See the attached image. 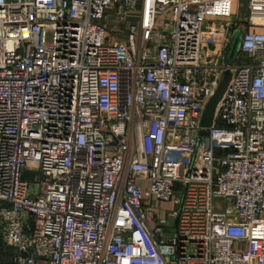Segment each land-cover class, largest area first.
<instances>
[{
    "label": "built area",
    "instance_id": "built-area-1",
    "mask_svg": "<svg viewBox=\"0 0 264 264\" xmlns=\"http://www.w3.org/2000/svg\"><path fill=\"white\" fill-rule=\"evenodd\" d=\"M239 3L0 0L1 264H264V0Z\"/></svg>",
    "mask_w": 264,
    "mask_h": 264
},
{
    "label": "water",
    "instance_id": "water-1",
    "mask_svg": "<svg viewBox=\"0 0 264 264\" xmlns=\"http://www.w3.org/2000/svg\"><path fill=\"white\" fill-rule=\"evenodd\" d=\"M238 34V33H237ZM235 36L231 43V49L230 52L228 53V58L229 59H234L236 53L238 52V41H239V35ZM229 77H225V80H223L215 92L212 94L211 98L209 99L208 103L205 105L203 112H202V119H201V126L202 127H208L210 126L213 116H214V109L216 104L219 102V100L222 97V94L224 93L226 86L228 84ZM204 131L201 130L200 134H203Z\"/></svg>",
    "mask_w": 264,
    "mask_h": 264
},
{
    "label": "rangeland",
    "instance_id": "rangeland-1",
    "mask_svg": "<svg viewBox=\"0 0 264 264\" xmlns=\"http://www.w3.org/2000/svg\"><path fill=\"white\" fill-rule=\"evenodd\" d=\"M247 1L248 0H240L239 7H237V12H238L240 17L246 13L245 10H246V6H247ZM237 35H240L239 31H238Z\"/></svg>",
    "mask_w": 264,
    "mask_h": 264
},
{
    "label": "crops",
    "instance_id": "crops-1",
    "mask_svg": "<svg viewBox=\"0 0 264 264\" xmlns=\"http://www.w3.org/2000/svg\"><path fill=\"white\" fill-rule=\"evenodd\" d=\"M111 22H112V20H111V19H108V20H107V23H111ZM112 23H113V22H112ZM113 24H114V23H113ZM113 33H114L116 36H117V34H118V33H117V32H115V31H113Z\"/></svg>",
    "mask_w": 264,
    "mask_h": 264
},
{
    "label": "trees",
    "instance_id": "trees-1",
    "mask_svg": "<svg viewBox=\"0 0 264 264\" xmlns=\"http://www.w3.org/2000/svg\"><path fill=\"white\" fill-rule=\"evenodd\" d=\"M0 264H1V256H0Z\"/></svg>",
    "mask_w": 264,
    "mask_h": 264
}]
</instances>
